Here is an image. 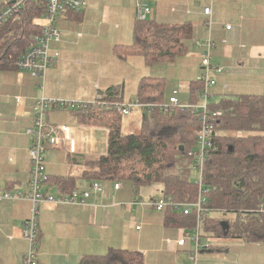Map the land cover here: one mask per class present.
Listing matches in <instances>:
<instances>
[{
    "label": "crops",
    "instance_id": "crops-1",
    "mask_svg": "<svg viewBox=\"0 0 264 264\" xmlns=\"http://www.w3.org/2000/svg\"><path fill=\"white\" fill-rule=\"evenodd\" d=\"M10 1L14 0H0V7ZM138 3L150 7L146 18L158 23L192 25L184 55L174 62L147 65L139 54L121 58L114 53V47L132 43ZM207 6L212 10L210 27L203 13ZM78 12L56 18L61 35L58 42L51 44V51L59 52V57L46 71L44 80L18 68L0 70V186L7 191H24L28 185L31 138L25 130L32 122V105L41 95L92 102L99 90L119 86L122 103L133 102L129 114H120V134L138 135L144 113H150L135 101L140 79H163L164 101L173 89H178L180 102L194 101L191 85L201 71L200 58L207 39L214 43L211 63L222 67V72L213 73L216 84L210 89L212 97L264 90V0H86ZM227 24L230 29L225 28ZM45 116L62 129L60 143L48 145L45 151L46 174L80 178L77 188L90 194L86 203L44 202L39 206L38 264H77L84 255L105 254L110 248L138 251L144 264H191L195 241L188 236L196 224H166L168 211L137 203L164 196L162 184L152 183L136 191L130 181L81 177L88 159L107 153L109 128L81 123L67 108H53ZM188 170L190 178L191 169ZM190 179L195 182L197 178ZM93 182H98L101 190H93ZM117 182L119 188L114 187ZM43 190L54 196L62 194L55 185L45 184ZM30 208L27 199L0 200V264H21L27 248L22 226ZM213 212L217 211L210 215ZM183 237L184 244H178ZM200 238H211L209 246L222 250L201 249L197 264L199 255L229 253V247L235 248L238 256L235 260L224 259L225 264L263 261L261 242L210 234Z\"/></svg>",
    "mask_w": 264,
    "mask_h": 264
},
{
    "label": "trees",
    "instance_id": "trees-1",
    "mask_svg": "<svg viewBox=\"0 0 264 264\" xmlns=\"http://www.w3.org/2000/svg\"><path fill=\"white\" fill-rule=\"evenodd\" d=\"M46 12L45 0H25L16 15L0 26V70L17 69L24 51L37 41L41 26L36 22ZM79 14L66 10L62 14ZM192 25L158 23L153 19L136 20L130 45L114 47L123 58L133 53L143 56L147 65L174 62L184 55L192 37ZM201 84L191 85L192 102L197 101ZM163 79L148 76L139 81L136 102L147 105L165 100ZM121 88L110 86L99 90L95 103L70 108L84 124L109 128L107 153L87 160L81 177L93 180L130 181L134 190L152 183L162 184V193L173 201L197 200L198 186L187 175L192 161L189 152L195 147L198 119L189 110L176 108L161 112L151 107L144 113L138 135L120 134ZM104 102V103H102ZM219 110L217 124L202 168V181L207 191L201 193L202 205L212 211L232 212L231 218L203 216L200 237L238 238L244 242H264V90L261 93L225 94L209 104ZM80 178L49 177L61 193L78 187ZM166 224L179 223L193 227L196 217L167 207ZM40 236V233H39ZM38 236V240H39ZM205 251L222 247L206 246ZM77 264H144L138 251L110 248L105 254H87Z\"/></svg>",
    "mask_w": 264,
    "mask_h": 264
},
{
    "label": "built area",
    "instance_id": "built-area-1",
    "mask_svg": "<svg viewBox=\"0 0 264 264\" xmlns=\"http://www.w3.org/2000/svg\"><path fill=\"white\" fill-rule=\"evenodd\" d=\"M23 1L14 0L0 7V26L8 18L17 14L20 10ZM46 12L39 19L38 24L41 26V34L37 37V41L29 46L24 53L19 57L17 61V68L29 71L33 76L39 77L44 80L46 71L52 65L53 61L59 57V52L51 51V44L60 40V30L56 27V18L66 10H81L86 0H45ZM151 12L150 7L138 3L136 5V18L137 20L145 19ZM203 13L205 16V24L210 27L212 24V10L210 6L204 7ZM231 25H226V29H230ZM204 50L201 53L200 66L201 71L196 80L201 84L199 91V99L194 103L180 102L177 94L178 89L171 91L168 99L161 103L144 105L150 111L151 107H157L161 112H171L176 108L180 110H189L197 116L198 128L195 132L197 137V150H191L189 155L193 159V166L198 168L199 178L194 183L198 186V198L192 202H178L173 201L169 196H161L159 198H150L149 200H137L140 205H147L156 210L162 211L167 207L174 210L182 211L183 214H194L196 217V225L192 229V234L188 236L189 239L195 241L194 249L190 254L191 264H197V256L202 248L209 246V238L206 241H202L200 238V225L203 216H206L212 212L211 209L202 205L203 199L201 193L207 191L204 188L202 181V168L204 158L211 146V138L216 128L217 117L221 114L219 110H212L209 106V100L213 96L210 89L216 84L213 78V73L222 72V67L215 66L211 63V52L214 43L211 39H207L203 42ZM100 99L97 95L96 99L92 102L50 98L41 95L36 98L32 105L33 118L31 125L28 126L25 132L31 138V145L28 148V157L30 161V178L28 185L24 191L12 192L7 191L0 186V200L3 199H27L31 203L30 215L24 221L22 226L23 237L27 242L26 252L24 253L21 264H38V249H39V223L38 213L39 206L44 202L51 203H86L89 196L88 191L80 190L78 188L73 189L69 193H62L58 196L44 191L43 186L46 184V160L45 151L48 145H58L61 138L62 129L60 126L51 124L46 119V113L53 108H74L76 106H84L86 103L95 104ZM17 101L20 102L21 98L17 97ZM98 103V102H97ZM104 103V102H102ZM105 104V103H104ZM133 102L123 103L118 107L120 114H129ZM120 182L114 184L115 188H119ZM92 188L95 191L101 190V185L98 182L92 183ZM183 237L178 240V244L183 245L185 242Z\"/></svg>",
    "mask_w": 264,
    "mask_h": 264
},
{
    "label": "rangeland",
    "instance_id": "rangeland-1",
    "mask_svg": "<svg viewBox=\"0 0 264 264\" xmlns=\"http://www.w3.org/2000/svg\"><path fill=\"white\" fill-rule=\"evenodd\" d=\"M232 94V93H230ZM219 98V95H215L214 97L210 98V102L213 101H216L218 100ZM194 149H197V146L195 145ZM194 164L191 163V165L189 166V168L191 169L190 171V178H199V169L198 168H195L193 166ZM213 215L215 216H218V217H224V218H231L233 216V213L232 212H223V211H217V212H213L212 213ZM264 244V242H261ZM235 248L233 247H229V253H219V254H216V253H210V254H203L202 257L199 255V264H225L224 262V259H232V260H235L234 258H236L238 255H236L237 253L234 252ZM260 264H264V257H263V261L260 262Z\"/></svg>",
    "mask_w": 264,
    "mask_h": 264
},
{
    "label": "water",
    "instance_id": "water-1",
    "mask_svg": "<svg viewBox=\"0 0 264 264\" xmlns=\"http://www.w3.org/2000/svg\"><path fill=\"white\" fill-rule=\"evenodd\" d=\"M10 2H13V1H10Z\"/></svg>",
    "mask_w": 264,
    "mask_h": 264
}]
</instances>
